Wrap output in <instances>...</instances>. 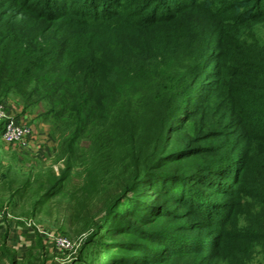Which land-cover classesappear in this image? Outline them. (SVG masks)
Returning a JSON list of instances; mask_svg holds the SVG:
<instances>
[{"label": "trees", "instance_id": "1", "mask_svg": "<svg viewBox=\"0 0 264 264\" xmlns=\"http://www.w3.org/2000/svg\"><path fill=\"white\" fill-rule=\"evenodd\" d=\"M262 31L264 0H0V100L107 196L102 264L264 261Z\"/></svg>", "mask_w": 264, "mask_h": 264}, {"label": "rangeland", "instance_id": "2", "mask_svg": "<svg viewBox=\"0 0 264 264\" xmlns=\"http://www.w3.org/2000/svg\"><path fill=\"white\" fill-rule=\"evenodd\" d=\"M213 69L214 63L210 62L205 72L208 73L207 82L211 79L209 75L214 71ZM2 102H6L5 110L11 117L32 129L34 132L32 140L35 141L33 144L40 151L46 149L47 153L41 156L29 150L14 149L2 140L0 130V209L8 208L11 214L24 219L35 228H44L56 235L66 237L71 242L72 248L69 251L56 249L53 243L42 238L38 230L33 227L37 233V241H35L37 250L26 258L17 260L9 259L8 251L2 248L0 264H102L106 262L112 250L103 252V245L107 242L101 241L93 234L99 225L105 224L102 217L108 204L107 196H103L102 193L89 195L79 190L85 183L84 174L81 168H67V164L71 161L70 152L52 135L51 126L40 117L43 110L30 108L23 111L19 99L12 95L2 98L0 104ZM188 121V118L183 121L185 128L183 134H186V128L190 127ZM191 128L190 131H192ZM175 139L176 145L183 144L186 140L184 135H175ZM53 186L60 190L58 191L60 193L40 203L42 193ZM113 186L109 190L111 195L119 190H115ZM87 214H89L88 217ZM111 221V224L115 223L114 219H111L107 223L108 226ZM252 261V264H264L258 255L254 256Z\"/></svg>", "mask_w": 264, "mask_h": 264}, {"label": "built area", "instance_id": "3", "mask_svg": "<svg viewBox=\"0 0 264 264\" xmlns=\"http://www.w3.org/2000/svg\"><path fill=\"white\" fill-rule=\"evenodd\" d=\"M0 127L2 129V140L14 149L29 150L31 152L39 153L38 147L33 144L35 141L32 140L34 132L27 125L20 123L16 118L11 117L5 108L0 104ZM18 218L14 217L9 212L8 208L0 209V225L3 224L4 228H7L11 221H16ZM28 225L34 227L32 224ZM35 228V227H34ZM38 234L45 240L50 241L54 244L55 248L60 251H69L72 248L71 242L62 235H56L53 232H49L47 229L36 227Z\"/></svg>", "mask_w": 264, "mask_h": 264}, {"label": "crops", "instance_id": "4", "mask_svg": "<svg viewBox=\"0 0 264 264\" xmlns=\"http://www.w3.org/2000/svg\"><path fill=\"white\" fill-rule=\"evenodd\" d=\"M5 103L2 102L1 105L7 108ZM45 152L47 153V150L43 149L38 154L43 156ZM16 218L18 220L11 221L7 228H4L3 224L0 225V249L4 247L8 251L9 259L21 260L37 250L35 243L37 241V233L24 219ZM43 242L45 243V241Z\"/></svg>", "mask_w": 264, "mask_h": 264}]
</instances>
